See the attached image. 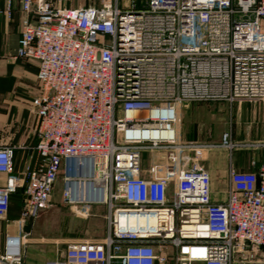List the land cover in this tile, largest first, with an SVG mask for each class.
Here are the masks:
<instances>
[{
  "label": "built area",
  "instance_id": "built-area-1",
  "mask_svg": "<svg viewBox=\"0 0 264 264\" xmlns=\"http://www.w3.org/2000/svg\"><path fill=\"white\" fill-rule=\"evenodd\" d=\"M22 10L36 21H25L14 59L38 67L37 142L19 146L29 153L19 172L16 147L2 140L0 96V264H27L23 228L51 206L60 178L64 202L105 207L107 232L45 264H264L251 257L264 252V158L250 171L230 160L218 202L199 161L212 148L232 151L230 133L219 145L171 135L183 102L264 103V0H23ZM250 147L264 153V142ZM145 151L158 154L149 168ZM140 217L147 225L134 226Z\"/></svg>",
  "mask_w": 264,
  "mask_h": 264
},
{
  "label": "rangeland",
  "instance_id": "rangeland-1",
  "mask_svg": "<svg viewBox=\"0 0 264 264\" xmlns=\"http://www.w3.org/2000/svg\"><path fill=\"white\" fill-rule=\"evenodd\" d=\"M98 1L67 0V7L91 6L97 4ZM0 96L2 98L1 94ZM2 104L4 112L7 103ZM251 104L237 103L231 106L227 102L222 101H189L183 102L179 106V123L176 124L179 142L219 145L222 143L225 133L234 132L238 134L236 139L232 138V142L236 145L232 151L217 147L202 153L200 164L212 171L214 179L219 184L226 180L230 160L237 163L236 157L238 154L241 156L242 161L262 160L263 150L250 147L256 141L248 137L247 115ZM9 123L6 117L3 124L2 140L4 143L16 147L15 167L19 172H22L27 150L19 149V146L28 147L29 149L37 142L31 132L32 116L27 110L15 127L10 126ZM157 159V153L145 151L143 153V166L149 168ZM214 179L212 180V195L214 192ZM4 181L5 176L0 175V184L4 183ZM219 194L221 193L219 192ZM223 194L224 191L222 192ZM21 195L22 190L13 196L9 216L10 222L12 220L17 221L19 217ZM86 209L87 207L85 206H74L64 202L62 197V179L60 178L56 184L51 206L43 211L36 221L27 224L23 228L24 232L29 234L25 245V254L27 255L30 249L35 248L38 251V256H43L45 260H51L61 256L71 243L103 239L107 228L105 207L92 206L88 212H86ZM7 225L6 221L0 222V238H2V232H7ZM19 230L20 226L18 224H11L8 229L9 232H17ZM251 257L264 258V252L252 253ZM167 264H175V262L170 260Z\"/></svg>",
  "mask_w": 264,
  "mask_h": 264
},
{
  "label": "crops",
  "instance_id": "crops-1",
  "mask_svg": "<svg viewBox=\"0 0 264 264\" xmlns=\"http://www.w3.org/2000/svg\"><path fill=\"white\" fill-rule=\"evenodd\" d=\"M67 4V0H64ZM8 2L12 4V15L8 17L5 12L7 9ZM23 0H0V94L2 95V103H7L3 112V104L1 106V124L3 127L5 118L9 120V124L15 127L19 119L24 116L29 110L31 99L38 92V80L37 72L38 67L35 62L25 60H15L14 55L16 54L19 47V40L21 37V31L24 23L27 20L35 22L34 14H26L22 10ZM97 4L91 6H98ZM87 7V6H84ZM37 86V87H36ZM36 89V90H35ZM35 90V91H33ZM34 93V94H33ZM33 94V96H31ZM248 137L254 141H264V103L251 104L248 109ZM177 120L176 123L178 122ZM178 136L177 128L175 129ZM230 133L231 138H237V133ZM240 135V134H239ZM29 153L26 152L25 156L28 157ZM264 153L261 161H256L258 166L262 165ZM26 161V159H25ZM237 163H234L235 167L241 171H250L252 167L250 162L242 161L241 156L238 154L236 157ZM229 169V164H228ZM228 169L226 180L220 184L214 179L212 171L209 169L213 184V199L214 201L221 202L225 199L226 192L228 189ZM18 170V169H17ZM219 190V191H218ZM224 194L222 195V192ZM219 192L221 194H219ZM19 210V217H20ZM9 217V216H8ZM17 218V220L19 219ZM12 220V219H11ZM14 221V220H12ZM36 221V220H35ZM34 222V221H33ZM30 222L28 224H31ZM107 228L105 231V235ZM1 233V232H0ZM15 233V232H14ZM6 232H2V238H0V247L3 245L4 237ZM105 237V236H104ZM26 247V246H25ZM24 247V261L27 264H45L48 260H45L43 256H38V251L32 248L25 254Z\"/></svg>",
  "mask_w": 264,
  "mask_h": 264
},
{
  "label": "bare ground",
  "instance_id": "bare-ground-1",
  "mask_svg": "<svg viewBox=\"0 0 264 264\" xmlns=\"http://www.w3.org/2000/svg\"><path fill=\"white\" fill-rule=\"evenodd\" d=\"M138 114H133L132 116H137ZM173 134H175L176 136H177V134H176V131L174 130V132L173 133H171V135H173ZM164 135H169V133H164ZM140 222V224H142V225H147V223H148V219L146 218V217H140V218H132L131 219V222H132V224L134 225V226H136L138 223L137 222ZM150 223L153 225L154 224V222L151 220L150 221Z\"/></svg>",
  "mask_w": 264,
  "mask_h": 264
},
{
  "label": "trees",
  "instance_id": "trees-1",
  "mask_svg": "<svg viewBox=\"0 0 264 264\" xmlns=\"http://www.w3.org/2000/svg\"><path fill=\"white\" fill-rule=\"evenodd\" d=\"M20 191H21V190H20ZM20 191H19V192H20ZM10 212H11V208H10ZM9 216H10V213H9Z\"/></svg>",
  "mask_w": 264,
  "mask_h": 264
}]
</instances>
